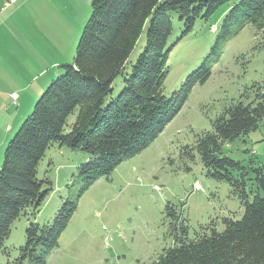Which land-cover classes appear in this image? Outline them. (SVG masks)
<instances>
[{"label": "trees", "instance_id": "obj_1", "mask_svg": "<svg viewBox=\"0 0 264 264\" xmlns=\"http://www.w3.org/2000/svg\"><path fill=\"white\" fill-rule=\"evenodd\" d=\"M232 0H91V14L82 29L71 64L46 87L32 111L3 150L0 165V250L11 225L31 207L38 213L52 191L38 180L37 167L45 152L57 145L87 156L78 168L86 176L84 190L107 177L123 161L148 148L178 114L192 89L210 77L208 63L245 25L264 41V0H240L226 13L210 52L171 97L162 88L168 74L166 48L172 32L170 13L189 33L198 18H208ZM145 31V44L134 63L129 57ZM123 85L114 98L113 83ZM229 103L212 122V130L196 137V152L208 176L231 183L244 194L246 172L234 180L239 162L223 153V146L257 129L264 120V93ZM75 120L65 133L70 116ZM257 194L244 201L240 220H227L225 229L187 241L186 231L151 264H264V167L255 170ZM47 185L44 188V185ZM261 194H260V193ZM247 198V196H241ZM63 204L53 223L30 224L20 260L45 264L58 247L60 235L76 210ZM179 240V241H178Z\"/></svg>", "mask_w": 264, "mask_h": 264}, {"label": "rangeland", "instance_id": "obj_2", "mask_svg": "<svg viewBox=\"0 0 264 264\" xmlns=\"http://www.w3.org/2000/svg\"><path fill=\"white\" fill-rule=\"evenodd\" d=\"M8 1L0 0V21L11 10L8 7L1 10ZM44 1L37 0L42 6L36 9L43 14L33 28L26 30L31 38L25 35L22 42L29 45L30 40L34 41L61 66L71 64L83 26L91 14V0H49L53 7H43ZM239 1L221 5L208 18H198L185 35L184 22L177 13H170L172 32L166 44L170 52L166 64L168 74L162 88L164 97H171L205 61L226 13ZM23 2L12 4V10ZM64 4L78 5L73 13L87 10L80 14L75 26L59 24L63 15L58 14V10ZM51 11L59 16L54 19L55 26L46 25L53 18ZM69 21L70 18L65 22ZM213 26L215 31L211 29ZM52 32L58 33L59 38H54ZM255 32L253 26L245 25L232 36L219 56H213L216 59L208 63L209 79L194 86L181 110L156 140L141 153L123 161L107 177H99L87 189H83L86 176L78 174L79 166L88 161L87 156L64 146L50 147L39 162L36 177L48 181L52 191L38 213L31 207L26 208L13 222L4 249L0 250V264H33L29 258L20 260L26 229L30 224L53 223L66 202H75L76 210L60 235L58 247L45 258V264H151L182 237L184 230L190 241L211 234L213 229L222 232L227 220H240L245 211L244 201L251 202L257 194L255 170L264 167V120L256 130L223 146V153L243 168L231 171L234 180H239L240 174L246 172L244 194L234 181L228 183L208 176L197 153L189 149L195 145L198 134L212 130V122L229 103L239 99L249 102L256 93H264V41L261 34L255 36ZM145 37L144 31L129 62L134 63L141 53ZM24 58L26 64L22 68L21 63L19 73L32 76L29 64L37 65L35 52L26 49L22 62ZM58 70V76L62 75V68ZM1 87L14 89L11 84L5 88L4 82ZM122 87L118 77L111 97H116ZM32 109L25 113L23 121ZM74 120L75 114L68 119L65 133ZM19 126L0 147V165L3 150ZM195 183L200 185V190H195ZM245 195L247 198L241 197Z\"/></svg>", "mask_w": 264, "mask_h": 264}, {"label": "crops", "instance_id": "obj_3", "mask_svg": "<svg viewBox=\"0 0 264 264\" xmlns=\"http://www.w3.org/2000/svg\"><path fill=\"white\" fill-rule=\"evenodd\" d=\"M8 2H5V7L1 8L2 12L7 7L11 10L0 21V87L4 82V87L11 84L14 85V89L5 90L1 89L2 87L0 88V147H3L9 133L23 121L25 113L32 109L34 101L42 94L51 81L59 75L58 68L61 67L57 60L51 59L48 53L41 50L34 41L30 40L29 45L22 42V39L24 41L26 36L29 39L31 38L26 30L33 28L35 21L42 16V11L36 9L41 7L42 4H38L37 0H24L23 4L21 3L16 9L12 10V4L18 3L20 0L13 2L10 0ZM44 5L52 6L49 0H45L43 7ZM77 7L78 5L75 4L62 5L58 10V14L63 15V18L59 20V24L63 25L65 23L66 27L75 26L81 17L80 14L82 15L87 11L80 14L73 13L75 12L73 10H77ZM51 12L53 14V11ZM58 17L57 14H53V18H50L46 25L55 26L56 22L54 19ZM68 18H70V21L66 23L65 21ZM84 18H87V14ZM83 24L84 22L79 25L77 32H80ZM52 35H54V38H59V34L56 32H52ZM26 49L35 52V59L38 65L33 62L29 64L30 68H32L30 71L32 76L28 77L21 71L19 73V69L24 68L26 64L25 58L24 62H22ZM21 63L22 68H20ZM30 83L31 85L29 86Z\"/></svg>", "mask_w": 264, "mask_h": 264}, {"label": "built area", "instance_id": "obj_4", "mask_svg": "<svg viewBox=\"0 0 264 264\" xmlns=\"http://www.w3.org/2000/svg\"><path fill=\"white\" fill-rule=\"evenodd\" d=\"M211 29H212L213 31L216 30L215 26H213ZM13 97H15V96H13ZM194 188H195L196 191H198V190L201 189V187H200V185H199L198 183H195Z\"/></svg>", "mask_w": 264, "mask_h": 264}]
</instances>
